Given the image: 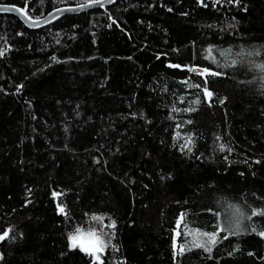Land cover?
Segmentation results:
<instances>
[{"label": "trees", "instance_id": "1", "mask_svg": "<svg viewBox=\"0 0 264 264\" xmlns=\"http://www.w3.org/2000/svg\"><path fill=\"white\" fill-rule=\"evenodd\" d=\"M0 53V264H264V0L1 13Z\"/></svg>", "mask_w": 264, "mask_h": 264}, {"label": "water", "instance_id": "2", "mask_svg": "<svg viewBox=\"0 0 264 264\" xmlns=\"http://www.w3.org/2000/svg\"><path fill=\"white\" fill-rule=\"evenodd\" d=\"M116 0H92L77 5H63L56 7L46 14L38 18H31L17 5L0 3V14H12L20 19V21L28 28L35 30L43 27L64 15L80 14L86 11L98 9L101 7H109L115 3ZM192 73L204 74L205 71L201 68L192 67ZM93 264V263H91Z\"/></svg>", "mask_w": 264, "mask_h": 264}, {"label": "snow or ice", "instance_id": "3", "mask_svg": "<svg viewBox=\"0 0 264 264\" xmlns=\"http://www.w3.org/2000/svg\"><path fill=\"white\" fill-rule=\"evenodd\" d=\"M2 54V53H0ZM261 67H264V65H262ZM207 71V70H205ZM213 75H217V73H212ZM212 93L207 91L205 89V96L206 97H211ZM193 103H199V100H196L194 101ZM175 111V109H174ZM191 143V140L189 139L188 140V143H186L184 145V147H187L188 144ZM221 150L224 149V145H221ZM189 151H191V149L189 148ZM53 195H56V193H54ZM60 211L63 212V208H60ZM237 214L240 216V217H243V213L242 212H239V210L237 209ZM257 211L253 210L252 212V216H255L257 215ZM249 219H251V217H248ZM94 220H99L100 218L99 217H93ZM179 224V221L177 222ZM109 227H114V224L113 225H109ZM260 235L264 236V232L262 233H259ZM84 234L81 233V230L78 228L76 229V233L75 234H72L70 233L69 234V241H70V244H71V247L75 248L78 246V242H80L82 240V237H83ZM198 235H202L204 237H207V241H201V240H194L193 241V244L195 247H204L205 251H211V246L210 245H213L216 243V240H217V236L215 233H202V234H198ZM8 236V232H4V234L2 236H0V240H3L5 237ZM87 236L90 238V245L89 246H85L83 243H79V246L81 248V251H86V252H90L92 254H95V253H99L101 251H103V249L105 247H107V243L101 238V234H97L95 232H89L87 234ZM181 250H183V246H181Z\"/></svg>", "mask_w": 264, "mask_h": 264}, {"label": "rangeland", "instance_id": "4", "mask_svg": "<svg viewBox=\"0 0 264 264\" xmlns=\"http://www.w3.org/2000/svg\"><path fill=\"white\" fill-rule=\"evenodd\" d=\"M93 232H94V231H93ZM101 237H102V236H101ZM78 243H83V244L87 247V246L90 245L91 241H90V238H89L86 234H84L83 237H82V240H81L80 242H78ZM98 254H99V253H95V254H93L95 259L98 258ZM99 259H100V258H99ZM99 259H98V262L100 261Z\"/></svg>", "mask_w": 264, "mask_h": 264}]
</instances>
